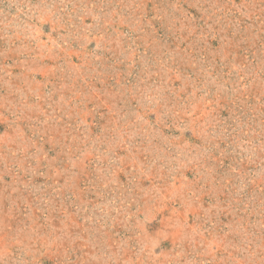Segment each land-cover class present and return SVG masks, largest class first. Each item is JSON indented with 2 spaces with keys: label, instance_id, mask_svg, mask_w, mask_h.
<instances>
[{
  "label": "rangeland",
  "instance_id": "1",
  "mask_svg": "<svg viewBox=\"0 0 264 264\" xmlns=\"http://www.w3.org/2000/svg\"><path fill=\"white\" fill-rule=\"evenodd\" d=\"M0 264H264V0H0Z\"/></svg>",
  "mask_w": 264,
  "mask_h": 264
}]
</instances>
